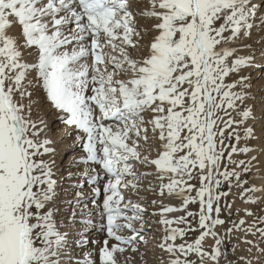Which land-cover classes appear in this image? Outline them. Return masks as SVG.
Masks as SVG:
<instances>
[{
    "label": "snow or ice",
    "instance_id": "obj_1",
    "mask_svg": "<svg viewBox=\"0 0 264 264\" xmlns=\"http://www.w3.org/2000/svg\"><path fill=\"white\" fill-rule=\"evenodd\" d=\"M0 264H264V0H0Z\"/></svg>",
    "mask_w": 264,
    "mask_h": 264
},
{
    "label": "rangeland",
    "instance_id": "obj_2",
    "mask_svg": "<svg viewBox=\"0 0 264 264\" xmlns=\"http://www.w3.org/2000/svg\"><path fill=\"white\" fill-rule=\"evenodd\" d=\"M64 165H67V156L65 157V159H64Z\"/></svg>",
    "mask_w": 264,
    "mask_h": 264
},
{
    "label": "bare ground",
    "instance_id": "obj_3",
    "mask_svg": "<svg viewBox=\"0 0 264 264\" xmlns=\"http://www.w3.org/2000/svg\"><path fill=\"white\" fill-rule=\"evenodd\" d=\"M259 73H257V75H258Z\"/></svg>",
    "mask_w": 264,
    "mask_h": 264
}]
</instances>
